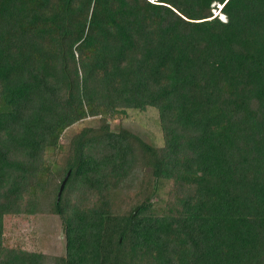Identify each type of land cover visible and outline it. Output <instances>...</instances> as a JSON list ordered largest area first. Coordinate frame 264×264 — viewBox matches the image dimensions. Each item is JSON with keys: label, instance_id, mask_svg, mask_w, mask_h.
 <instances>
[{"label": "trees", "instance_id": "1", "mask_svg": "<svg viewBox=\"0 0 264 264\" xmlns=\"http://www.w3.org/2000/svg\"><path fill=\"white\" fill-rule=\"evenodd\" d=\"M38 215L64 256L4 244ZM0 264H264V0H0Z\"/></svg>", "mask_w": 264, "mask_h": 264}, {"label": "rangeland", "instance_id": "2", "mask_svg": "<svg viewBox=\"0 0 264 264\" xmlns=\"http://www.w3.org/2000/svg\"><path fill=\"white\" fill-rule=\"evenodd\" d=\"M215 6L213 9L218 10ZM216 11L214 12V15ZM108 128L113 132H128L138 137L152 149L164 145L158 111L129 110L127 115L103 122L99 117L88 118L64 131L60 143L69 145L73 139L85 131ZM53 165V164H52ZM56 172L59 168L54 165ZM4 244L20 245L24 249L48 255H65L63 225L57 215L7 216L5 218Z\"/></svg>", "mask_w": 264, "mask_h": 264}, {"label": "clouds", "instance_id": "3", "mask_svg": "<svg viewBox=\"0 0 264 264\" xmlns=\"http://www.w3.org/2000/svg\"><path fill=\"white\" fill-rule=\"evenodd\" d=\"M218 8V10H215L216 11V16H218L222 21H225L226 20V18H225V16L221 13V9H222V7L220 6V5H216ZM214 11V12H215Z\"/></svg>", "mask_w": 264, "mask_h": 264}, {"label": "water", "instance_id": "4", "mask_svg": "<svg viewBox=\"0 0 264 264\" xmlns=\"http://www.w3.org/2000/svg\"><path fill=\"white\" fill-rule=\"evenodd\" d=\"M68 178H69V173H68V175L66 176V178L64 179V181H63V183H62V185H61V187H60V191H59V194H58V199H60V196H61V194H62V192H63V190H64V188H65V185H66V183H67V181H68Z\"/></svg>", "mask_w": 264, "mask_h": 264}]
</instances>
